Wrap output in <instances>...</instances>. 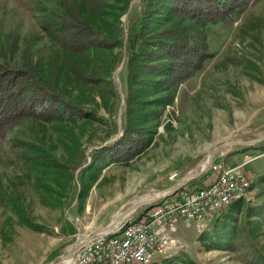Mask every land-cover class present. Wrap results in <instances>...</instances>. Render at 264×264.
I'll return each mask as SVG.
<instances>
[{"label":"rangeland","instance_id":"rangeland-1","mask_svg":"<svg viewBox=\"0 0 264 264\" xmlns=\"http://www.w3.org/2000/svg\"><path fill=\"white\" fill-rule=\"evenodd\" d=\"M141 10L140 0H105L101 16L92 19L100 38H122L123 44L77 60L83 70L99 71L104 79L103 93L91 85H67V96L87 114L84 122L26 119L0 140V264H57L79 238L134 203L147 202L112 230L138 219L152 197L173 185L171 173L183 178L214 147L261 138L236 144L210 162L229 166L227 158L235 153L252 161L246 168L252 179L249 200L231 205L201 232L179 223L175 243L152 264H244L234 251L242 239L264 254V225L248 211L264 203V0H252L232 21L207 28L212 57L179 86L171 105L159 100L163 92L151 88L147 103L134 106L149 140L141 153L127 162L94 164L91 151L123 131L125 42ZM61 11L59 0H0V45L16 36L14 65L28 52L44 76L52 63L62 66L65 55L54 41V16ZM164 24L161 11L148 22L150 30ZM210 174L207 168L205 178Z\"/></svg>","mask_w":264,"mask_h":264},{"label":"trees","instance_id":"trees-1","mask_svg":"<svg viewBox=\"0 0 264 264\" xmlns=\"http://www.w3.org/2000/svg\"><path fill=\"white\" fill-rule=\"evenodd\" d=\"M251 1L140 0L142 10L134 17L125 42L127 96L123 131L114 142L91 151L94 164L127 162L147 147L149 140L140 130L143 116L134 106L147 103L145 95L151 88L163 92L159 100L171 105L179 86L212 57L207 50V28L232 21ZM59 3L62 11L54 16L58 28L54 41L65 55L62 66L52 63L44 76L28 52L21 57L20 65L12 63L17 52L14 34L9 35L4 46L0 45V140L26 119L84 122L87 114L67 96V85H91L103 93V76L99 71L83 70L77 60H83L92 50L123 44L122 38L112 41L100 38L93 28L92 19L101 16L105 0H59ZM159 11L164 13L165 24L150 30L149 19ZM248 211L264 225V203ZM26 225L36 229L30 221ZM234 242L231 238L228 243ZM249 242L242 239L235 247L239 259L244 264H264V254Z\"/></svg>","mask_w":264,"mask_h":264},{"label":"built area","instance_id":"built-area-1","mask_svg":"<svg viewBox=\"0 0 264 264\" xmlns=\"http://www.w3.org/2000/svg\"><path fill=\"white\" fill-rule=\"evenodd\" d=\"M243 165L211 163V179L205 178V170L175 192L150 202L155 195L138 219L84 242L69 264H152L175 243L172 235L179 223L193 224L201 232L231 204L249 200L252 179ZM177 177L173 172L169 180L175 182ZM199 178L200 184L193 182Z\"/></svg>","mask_w":264,"mask_h":264},{"label":"water","instance_id":"water-1","mask_svg":"<svg viewBox=\"0 0 264 264\" xmlns=\"http://www.w3.org/2000/svg\"><path fill=\"white\" fill-rule=\"evenodd\" d=\"M122 68V64L120 66V68L118 69V71H120ZM118 75V72L116 73V76ZM122 96V95H121ZM263 138L261 139H258V140H254V141H250V142H232V143H229V144H225V145H221V146H216L214 147L213 149H211L207 155V164L206 166L201 169V170H198L199 169V166L195 167L193 170H191L190 172H188L185 176H183V178L177 183V184H173L171 187H169L168 189H166V193L164 192H160L157 194V196L155 198H153L152 200H150V202L152 201H155V200H158L159 198L161 197H164L166 196L169 192H175L176 190H178L180 187L186 185L188 182H190L192 179H194L195 177L197 176H200L207 168H208V165L210 164V162L213 160L214 156L219 153V152H222L224 150H227L228 148L234 146V145H250V144H256L257 142H260ZM147 202H139V203H135L133 205H131L130 207L126 208L124 211H122L120 213V215L117 217V220H122L124 218V216H126L129 212L133 211L134 209H136L137 207L139 206H142L144 204H146ZM113 228L112 224H108L100 229H98L95 233H93L92 235L82 239V240H79L76 242V244L71 248L69 249L66 254L62 257L61 260H64V259H68V258H71L73 256V254L77 251V249L84 243V242H87L89 241L90 239H92L95 235L97 234H100V233H104V232H108V231H111ZM60 260V261H61Z\"/></svg>","mask_w":264,"mask_h":264},{"label":"crops","instance_id":"crops-1","mask_svg":"<svg viewBox=\"0 0 264 264\" xmlns=\"http://www.w3.org/2000/svg\"><path fill=\"white\" fill-rule=\"evenodd\" d=\"M244 157V156H243ZM241 156L240 153H235L231 156H229L227 158V162L226 164L229 165V166H236V165H241V164H244L243 165V169L246 171V173L248 174L250 170H246V168L250 165V162L252 161H248L246 160V156L243 158ZM245 159V160H244ZM218 162V161H217ZM216 162V163H217ZM220 163V162H219ZM210 173V172H209ZM250 174V173H249ZM213 177L212 174L209 175V179H211ZM182 178H180L179 176L177 177V180L174 182V181H171L172 184H175L176 182H178L179 180H181ZM250 194V193H249Z\"/></svg>","mask_w":264,"mask_h":264},{"label":"bare ground","instance_id":"bare-ground-1","mask_svg":"<svg viewBox=\"0 0 264 264\" xmlns=\"http://www.w3.org/2000/svg\"><path fill=\"white\" fill-rule=\"evenodd\" d=\"M207 162V157L201 162V164H200V166H199V169L201 170V169H203L205 166H206V163ZM162 192H164V193H166V191H162ZM149 196V195H148ZM152 197V196H151ZM141 202V201H140ZM136 203H139V202H136ZM135 204V203H134ZM121 213V212H120ZM120 214H115L113 217H111L112 218V220H111V222H110V224H112V226H113V228L112 229H114V228H116L117 226H118V224L120 223V221L121 220H117V217L119 216ZM128 215V214H127ZM126 215V216H127ZM125 217V216H124ZM79 240H82L81 238H79L78 239V241ZM72 260V258H68V259H64V260H61L59 263H57V264H69L70 263V261Z\"/></svg>","mask_w":264,"mask_h":264}]
</instances>
